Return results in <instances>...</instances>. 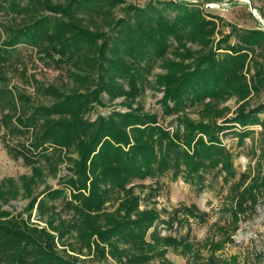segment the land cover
<instances>
[{"label": "rangeland", "instance_id": "374dc122", "mask_svg": "<svg viewBox=\"0 0 264 264\" xmlns=\"http://www.w3.org/2000/svg\"><path fill=\"white\" fill-rule=\"evenodd\" d=\"M47 1L62 5L67 2ZM163 1L167 0H122L114 6H104V10L96 14L78 11L76 17L28 7L27 0L0 1V45L6 41L16 42L8 47L6 60L0 64V222L11 220L13 226L25 223L45 229L52 236L49 248L82 264H122L121 261L135 255L145 258L124 263L227 264L230 256L235 255L237 264H264V204L257 205L254 211L247 209L245 215L237 218L230 213L234 196L264 170V38L250 48L237 47L233 89L221 88L211 96H192L190 92L171 96L173 87L162 83L161 76L166 71L163 60L174 59L172 49L176 43L173 41L163 56L150 62L140 78H134L133 86L130 87L126 79L118 78L125 90L123 95L109 97L104 93L100 102H91L83 113L86 121L108 116L117 120L122 113L129 112L144 115L142 128L145 129L137 128L134 135L151 146L154 159L148 164L149 168L139 165L140 173L132 165H124L122 175L112 170L102 172L110 162L118 167L125 153H132L131 144L121 146L128 152L118 153L117 158L107 163L98 158L93 160L87 175L97 177L95 185L90 186L88 181L86 189L72 190L70 186H79L81 178L76 171L75 142L67 147L45 144L44 152L41 145L35 146L42 120L21 129L13 127L19 108L21 112L25 110L21 113L25 116L32 107L55 101L45 91L48 86L65 94L95 88L90 75L95 67L90 60L79 55L56 64L58 55L50 58L43 51L49 47L51 39L34 44L19 36V29L46 15L51 22L76 18L90 30L110 33L118 18L133 20L132 7L150 3L157 6ZM199 1H220L218 5L198 4L202 14L221 18L215 20V33L209 37L211 46H206L205 50L214 47L225 34H230L228 43L235 44L237 29L264 31V0ZM11 2L19 6H10ZM160 11L171 10L160 8ZM187 46L195 51L202 49L190 42ZM78 75H87V78L83 80ZM9 93L22 95L16 102L18 109L11 106ZM240 111L249 117L257 115L261 124L251 121L239 124L234 119ZM200 123L211 128L222 127L220 131H213L212 137L217 138L230 156L229 173L221 162L210 163L209 159H204L198 172L185 168L184 154L192 150L187 151L183 141L193 134L191 146L208 141L209 135L196 133L195 125ZM127 132L130 135L128 129ZM170 139L176 141L174 150L164 154ZM101 173L105 176H98ZM30 176L33 182L25 178ZM53 189H59L60 195L38 205L43 195ZM33 197L38 199L31 208ZM188 209L196 213V219L186 214ZM145 210L157 213L155 228L146 229L142 225L138 231L119 235L114 231H107L101 237L93 234L94 229L109 227L111 218L132 220ZM89 223L94 225L91 229ZM15 231L21 233L19 229ZM165 237L180 241L179 246L164 245ZM24 241L22 236L15 238L12 248L0 251V264H31L32 256L38 252L35 245L26 246L20 263L16 256Z\"/></svg>", "mask_w": 264, "mask_h": 264}, {"label": "trees", "instance_id": "16d2710c", "mask_svg": "<svg viewBox=\"0 0 264 264\" xmlns=\"http://www.w3.org/2000/svg\"><path fill=\"white\" fill-rule=\"evenodd\" d=\"M0 1L5 2L6 0ZM120 2L122 0H67L66 4L62 5L52 4L47 0H27V6L40 7L43 11H51L66 17H76L78 11L84 10L96 14L103 11L104 6H114ZM158 3L157 6L150 3L144 7H132L133 20L126 17L118 18L113 23L111 27L113 30L110 33L90 30L76 18L51 22L46 15L18 30L19 36L34 44L42 43L45 38L51 39L49 47L43 48V51L50 58H53V54L58 55L55 60L56 64L71 61L80 55L86 61L90 60L91 65L95 67L90 74L94 79L95 88L85 92L65 94L53 86H48L45 91L55 98V101L50 105L34 106L25 116L21 115L25 113V110L21 112L19 108L20 113L16 116L15 126L13 125L14 128L21 129L26 124L29 126L37 120H42V130L35 146L41 145L42 147L46 144L67 147L75 142L77 148L75 162L78 164L76 171L81 178L78 180L79 186L78 184L70 186L72 190L86 189L88 181L90 186L95 185L97 177L87 175V172H91L93 160L98 158L107 163L113 157L117 158L118 153L128 152L121 146L131 144L132 153H125L123 160L118 162V167L116 163L110 162L102 172L112 170L122 175L125 174L123 166L132 165V168L140 173L138 166L144 164L146 168H149L148 164H151L154 159L151 146L134 135L137 128H142L145 124L144 115L129 112L122 113L117 120L108 116L99 117L94 121H86L83 117V113L89 109L91 102H100L104 93L109 97L124 94L123 84L118 83V78L126 79L130 87L133 86L134 78H140L149 68L150 62L163 56L169 44L174 41L176 43L172 49L174 59L163 60L166 71L161 76L162 83L173 87L170 95L184 96L193 93L192 96H211V93L218 89L235 88L237 69L236 63L233 62L238 51L237 47L250 48L259 44L264 38V31L260 28L242 30L235 28L238 31V41L235 44L230 45L228 43L230 34H225L216 41L214 47L205 50L206 46H211L212 40L210 41L209 37H213L215 33L217 26L215 20L221 18L217 15L202 14L198 4L187 0H167ZM10 4L13 7L19 6L16 2ZM160 8L171 10L173 15H170L171 11L162 13ZM188 42L198 44L202 49L192 50L187 46ZM15 43L13 40L0 45V64L6 60L8 47H12ZM126 58L132 61L128 62ZM229 58L232 60L230 61ZM78 78L86 80L87 75H78ZM8 96L11 106L18 109L16 102L22 98V95L9 93ZM246 116L250 115H245L243 111H240L234 120L241 125L247 121L260 122L257 115H252L248 119L245 118ZM13 123L11 121V124ZM195 127L197 128L196 133H204L209 135V138L206 143L201 141L196 145L193 143V146L191 145L194 134L183 141L186 150H192L190 154H184L185 168L198 172L204 164V159H209L210 163L221 162L226 172L229 173L231 171L230 156L224 152L217 138L212 137V132L220 131L222 127L211 128L210 125L203 123ZM130 138H132V143ZM175 142L174 139L168 141L164 154L169 150H174ZM42 149L45 152V148L42 147ZM178 154L177 151L176 156ZM98 176L105 175L101 173ZM25 178L31 182L34 181L33 176ZM27 189L29 190V187ZM60 193L59 189L49 190L40 199L38 205L43 200L57 198ZM234 197V205L230 213L235 218L245 215L247 209L254 211L257 205L264 204V170ZM134 198L133 202L136 206ZM37 199L33 197L30 201L31 208ZM186 214L194 219L197 218L196 213L189 209ZM157 218L158 215L153 210L141 211L139 217L132 220L116 221L111 218L112 224L109 227L102 230L94 229L93 234L101 237L107 231H114L119 235L123 232L138 231L142 225L146 229L155 228L154 222ZM8 222H0V251L4 252L5 249L12 248L15 244L14 239L22 236L25 243L16 252L18 261L22 259L26 246L33 244L38 252L32 256L31 264H82L75 259L64 258L49 248L52 236L45 229L26 226L25 223L13 226L11 220ZM93 226L89 223L90 229ZM16 229L21 230V233L16 232ZM163 243L177 248L180 241L165 237ZM144 258V255H135L121 263L139 261ZM227 264H237V257L230 256Z\"/></svg>", "mask_w": 264, "mask_h": 264}, {"label": "water", "instance_id": "95a60500", "mask_svg": "<svg viewBox=\"0 0 264 264\" xmlns=\"http://www.w3.org/2000/svg\"><path fill=\"white\" fill-rule=\"evenodd\" d=\"M187 1H189V0H187ZM190 2H193V3H196V4L203 3V4H206V5H210V4L215 5V4H218V2H220V1H205V2H203V1H199V0H191Z\"/></svg>", "mask_w": 264, "mask_h": 264}, {"label": "built area", "instance_id": "2783aa9c", "mask_svg": "<svg viewBox=\"0 0 264 264\" xmlns=\"http://www.w3.org/2000/svg\"><path fill=\"white\" fill-rule=\"evenodd\" d=\"M215 5H218V4H215Z\"/></svg>", "mask_w": 264, "mask_h": 264}]
</instances>
